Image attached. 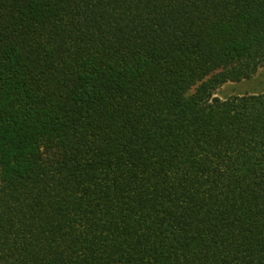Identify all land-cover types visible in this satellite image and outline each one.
<instances>
[{
	"label": "trees",
	"instance_id": "16d2710c",
	"mask_svg": "<svg viewBox=\"0 0 264 264\" xmlns=\"http://www.w3.org/2000/svg\"><path fill=\"white\" fill-rule=\"evenodd\" d=\"M263 68L264 0H0V264H264Z\"/></svg>",
	"mask_w": 264,
	"mask_h": 264
},
{
	"label": "rangeland",
	"instance_id": "374dc122",
	"mask_svg": "<svg viewBox=\"0 0 264 264\" xmlns=\"http://www.w3.org/2000/svg\"><path fill=\"white\" fill-rule=\"evenodd\" d=\"M264 68L260 70L259 75L249 82L240 84H228L216 91V97H227L231 95L243 94L246 92H260L264 91ZM192 92V91H191Z\"/></svg>",
	"mask_w": 264,
	"mask_h": 264
}]
</instances>
